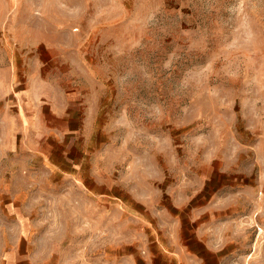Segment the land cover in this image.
Listing matches in <instances>:
<instances>
[{"label": "rangeland", "instance_id": "rangeland-1", "mask_svg": "<svg viewBox=\"0 0 264 264\" xmlns=\"http://www.w3.org/2000/svg\"><path fill=\"white\" fill-rule=\"evenodd\" d=\"M0 191V264H264V0H0Z\"/></svg>", "mask_w": 264, "mask_h": 264}, {"label": "crops", "instance_id": "crops-1", "mask_svg": "<svg viewBox=\"0 0 264 264\" xmlns=\"http://www.w3.org/2000/svg\"><path fill=\"white\" fill-rule=\"evenodd\" d=\"M3 198H6V196L4 195V192L0 191V199H3ZM0 226H3V225L0 224ZM22 240H23V235L21 234L20 239L15 241L16 246L18 244L20 245ZM5 247L7 248L8 245L5 244ZM17 252H18V250H12L11 248L10 249H4V256L6 257V258H4V261L7 263L8 262L14 263L17 261L23 262V258H24L23 254L22 253L18 254Z\"/></svg>", "mask_w": 264, "mask_h": 264}]
</instances>
